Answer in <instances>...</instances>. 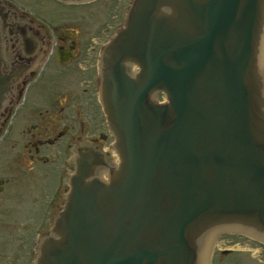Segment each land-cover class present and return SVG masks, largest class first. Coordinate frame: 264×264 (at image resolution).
Masks as SVG:
<instances>
[{
	"label": "water",
	"instance_id": "obj_1",
	"mask_svg": "<svg viewBox=\"0 0 264 264\" xmlns=\"http://www.w3.org/2000/svg\"><path fill=\"white\" fill-rule=\"evenodd\" d=\"M263 55L264 0H134L102 58L120 162L105 181L81 155L37 264H208L224 232L264 241ZM4 59L0 30V119Z\"/></svg>",
	"mask_w": 264,
	"mask_h": 264
},
{
	"label": "flooded vegetation",
	"instance_id": "obj_2",
	"mask_svg": "<svg viewBox=\"0 0 264 264\" xmlns=\"http://www.w3.org/2000/svg\"><path fill=\"white\" fill-rule=\"evenodd\" d=\"M7 1L10 3V0L4 3L12 11H3L1 18L11 24V35L6 37L5 44L12 54V69L16 71L14 72L16 103L12 106V137L14 138L12 148L15 151L21 145L22 151L12 155V185H9L10 180L0 178V237L7 236L16 241L17 235L12 232V220L15 218L12 216V211L13 204L19 197L16 185L24 179H28L31 186L26 191V200H24L26 192L22 193L21 202L29 205L26 216L32 217L37 223L30 230V234L20 236L18 246L9 241H0V264H34L38 243L47 233L49 222L59 211L64 199L65 165L70 168L71 158L76 156L79 149L86 146L94 145L106 150V145L111 139L98 101L99 62L104 46L120 28L122 22L116 25L107 22L87 29L79 23L80 21L75 22V19H72L69 20L74 22L72 28L65 25L51 26L46 18L43 20L33 17L27 11L17 8L12 3L10 5ZM46 1L49 8L58 7L64 12L66 9L72 11L98 4L102 0L69 5L56 0ZM48 18L52 17L47 16ZM76 18L79 19V16ZM49 68L52 74L58 76H54L53 79L43 78V72L47 73ZM59 76L58 80H64V86L67 82L66 88L74 87V90L84 92L87 98L83 103L79 101L78 104L72 105L70 118L65 114L67 100L63 103L62 96H55V100L49 99L54 97L53 92L42 98L39 97L44 95V89L48 86L52 88L51 91L61 89L56 82L51 81ZM40 104L48 106L44 110L43 106H38ZM38 107L42 110H38ZM24 111H30L28 121L31 119L36 121L28 126L19 123V121L28 122L25 117L22 118ZM101 123L105 133L96 131L97 124ZM60 153L63 160L60 168L56 169L58 172L52 176L54 186L49 188L48 175L51 176L55 168L42 171L35 170V167L38 168V163L57 164ZM22 160L28 170L25 177H19L16 166V163ZM46 175L47 182L36 188V184L45 180Z\"/></svg>",
	"mask_w": 264,
	"mask_h": 264
},
{
	"label": "rangeland",
	"instance_id": "obj_3",
	"mask_svg": "<svg viewBox=\"0 0 264 264\" xmlns=\"http://www.w3.org/2000/svg\"><path fill=\"white\" fill-rule=\"evenodd\" d=\"M131 0H102L98 4H93L85 7H80L78 9H72V11L65 10L62 12L60 8H49V4H47L46 0H10V3L14 4L17 8H22V10H25L28 12L29 15L36 17L38 19L49 20L51 26L55 25H65L70 28L73 27L74 22H70L69 20L75 19V22L82 23V26H86L87 29L94 26V28L97 26H100L104 23L113 24L116 25L120 22H123L125 11L127 7H129ZM109 15V16H108ZM47 16L52 17L51 19ZM79 16V19L76 17ZM78 28V26H77ZM93 28V29H94ZM92 29V30H93ZM49 73V74H47ZM43 72V78L48 77L49 79H53V77H57L58 75L52 74L50 68L48 69V72ZM60 76L56 80H51L53 82H56L58 87L61 89H57L54 91H51L48 86L47 89H44V95L39 97H44L47 94H52L54 92V97L52 96L49 99H54L55 96L61 97V100L63 103L67 100L65 103V106L67 110L65 111V114H68V117L70 118L72 116L71 110L72 105L81 101H83L86 98L84 96V92H81L79 90H74V87L63 85V81H59ZM66 88V89H65ZM65 89V90H64ZM64 90V91H63ZM43 92V90L41 91ZM39 92V93H41ZM78 104V103H77ZM42 107L44 110L47 108L48 105H38ZM38 107V110H42V108ZM54 109V108H53ZM57 110V109H55ZM96 111V110H95ZM100 111V109H99ZM28 112H25L22 114V118H26L28 121ZM101 115V112H100ZM38 114H36V117ZM99 116V112H98ZM36 120H29L26 123H23V121H19V123L26 124L28 126L30 123L34 122ZM97 130L99 132L105 133V128L103 124H97ZM22 131L20 132V134ZM12 140L14 138L12 137V122L7 125L4 132L0 135V178L4 180H10L9 185H12V155L17 154L18 152L22 151L21 145L18 146V148L14 151L12 148ZM111 142V141H109ZM108 146V144L106 145ZM18 158V157H17ZM66 158V157H65ZM57 164H45L42 165L41 163H38V168L35 167V170H42L45 171L47 169L55 168L54 172L50 175H48V186L51 188L54 186V181H52V176L55 175L58 171L57 168H60L61 162H62V154L60 153L57 158ZM65 160V159H64ZM37 164V165H38ZM16 166L19 170V177H25L27 176V168L25 165V162L18 161L16 163ZM27 170V171H26ZM69 174L68 167L65 165V181ZM46 180V181H45ZM45 180H43L41 183L38 182L36 184V188L40 186V184H45L47 182V175L45 177ZM18 189V198L13 204V211L12 216L15 218L12 220V232L13 234H16V241H14L12 238L7 236L0 237L1 242L9 241L12 242L14 245H19L20 243V236L27 234H30V230L34 228L37 221L33 220L32 217L26 216L27 209L29 206L28 204H24L21 201L22 199V193L26 192L28 188L31 186L30 182H28V179H24L23 182L19 183V185H16ZM7 187V186H6ZM35 188V189H36ZM50 192V191H49ZM27 198V192L25 193L24 200ZM28 200H30V197H28ZM27 200V202H28ZM1 225V224H0ZM28 229V230H27ZM3 264V263H2ZM211 264H264V245L255 241H251L248 238L239 237L235 234H224L222 235L216 243Z\"/></svg>",
	"mask_w": 264,
	"mask_h": 264
}]
</instances>
